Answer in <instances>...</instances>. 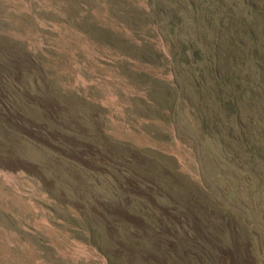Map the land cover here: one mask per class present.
I'll return each instance as SVG.
<instances>
[{"label":"rangeland","instance_id":"374dc122","mask_svg":"<svg viewBox=\"0 0 264 264\" xmlns=\"http://www.w3.org/2000/svg\"><path fill=\"white\" fill-rule=\"evenodd\" d=\"M0 264H264V0H0Z\"/></svg>","mask_w":264,"mask_h":264},{"label":"trees","instance_id":"16d2710c","mask_svg":"<svg viewBox=\"0 0 264 264\" xmlns=\"http://www.w3.org/2000/svg\"><path fill=\"white\" fill-rule=\"evenodd\" d=\"M105 157H106V160L107 161H111L112 163H115V160L112 156V154L110 153V155H108L107 153L104 154ZM123 157H125V160L128 159V157L125 155H123ZM128 161V160H127ZM116 164V163H115ZM119 165V164H118ZM115 169L117 170H121L122 171V174L125 175V176H130L132 179H134L138 186H143V187H151L152 185L148 184L146 181H145V177H144V174L142 173H139L137 172L136 170L134 169H131V170H126V169H122L120 167H116ZM90 175L96 179L97 176L95 174H92L90 173ZM98 179V178H97ZM96 182V180H95ZM114 187L116 188V190L118 189L119 185L117 184H114ZM155 190H156V187L154 186ZM158 188V187H157ZM157 192V191H155ZM154 192V193H155ZM127 196H124V198H126ZM141 203V204H140ZM125 204H123L122 206H124ZM134 205V206H133ZM133 205L132 207H137V208H140L141 210H144V208L147 206L148 209L150 210V214H152L151 212H153L154 215H156L157 218H160L159 214H157V212H154L152 206H150L149 204H147V202H145L144 200H136V201H133ZM125 207V206H124ZM179 213H184V218H188V220L190 219V216H191V213L193 212L192 211V207L190 205H184V209L181 208L178 210ZM112 220V218H111ZM176 227V226H175ZM156 229V232H157V235H156V238H157V241L159 242V244L162 246V247H165L167 248V243H166V240L169 239V237L167 236V234H169V232L173 231V228L172 226L169 224H166V225H159V224H156V226L154 227ZM187 243L190 247H193L197 250H199L201 247H202V242H200L196 236H194L193 234L190 235L188 238H187Z\"/></svg>","mask_w":264,"mask_h":264},{"label":"water","instance_id":"95a60500","mask_svg":"<svg viewBox=\"0 0 264 264\" xmlns=\"http://www.w3.org/2000/svg\"><path fill=\"white\" fill-rule=\"evenodd\" d=\"M84 177L89 181L91 184H96L94 178L89 174H84ZM156 182V181H155Z\"/></svg>","mask_w":264,"mask_h":264}]
</instances>
